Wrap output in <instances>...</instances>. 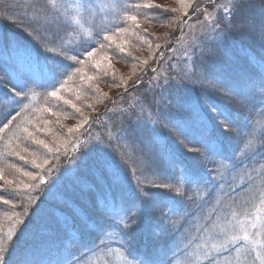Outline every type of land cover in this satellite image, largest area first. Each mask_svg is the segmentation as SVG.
Instances as JSON below:
<instances>
[{
  "label": "rangeland",
  "instance_id": "rangeland-1",
  "mask_svg": "<svg viewBox=\"0 0 264 264\" xmlns=\"http://www.w3.org/2000/svg\"><path fill=\"white\" fill-rule=\"evenodd\" d=\"M0 12L5 264H264L262 8L0 0Z\"/></svg>",
  "mask_w": 264,
  "mask_h": 264
},
{
  "label": "trees",
  "instance_id": "trees-1",
  "mask_svg": "<svg viewBox=\"0 0 264 264\" xmlns=\"http://www.w3.org/2000/svg\"><path fill=\"white\" fill-rule=\"evenodd\" d=\"M253 2H254V5H256L257 6V8H262L263 9V11H264V0H252ZM4 16V14H2L1 12H0V17H3ZM192 16V14L191 13H189L188 14V17H191ZM4 18V17H3ZM185 22V21H184ZM1 23H2V27H3V29L6 31V34H4V35H2V40L0 41V43L3 45L2 47L3 48H5L6 46H4V45H6V42H7V39L8 40H10L11 39V30H12V27L11 26H8V23H6V22H4V21H1ZM8 30H9V32H8ZM8 32V33H7ZM36 59H37V64H39V67H38V69H42V70H44L43 72H44V81L45 82H52L53 81V70L51 69V67L49 66H47L48 64H49V62H50V57H49V55H48V52L46 51V50H44V49H42V48H39V49H37L36 50ZM43 62H45L46 63V66L45 65H43ZM156 65H157V63H156ZM154 66V65H153ZM153 66L152 67H149V68H147L144 72H143V74H141L140 76H139V79H138V83L139 84H145L146 82H147V79H145L146 77L144 76V74L147 72V70L149 69L150 71L152 70V68H153ZM28 71H32L31 70V68L28 70ZM181 109L182 108H176L175 110H174V114H173V120H175V119H178V120H180V122H181V117H180V111H181ZM134 126H136L137 127V124H134ZM138 128H136V130H137ZM61 164V163H60ZM58 165V164H57ZM215 183H213L212 184V186L214 185ZM214 188V187H213ZM222 190V189H221ZM220 190V191H221ZM219 192V191H218ZM218 196H220V194L218 193L216 196H215V198L214 199H216ZM221 202L222 200H215L214 202ZM38 206V205H37ZM30 206H28V208H29ZM213 211H216V208H214V210L213 209H211V212H213ZM31 214H32V211L30 210V211H28L27 212V214L25 215V217L23 218V219H21V223H23V222H25L26 223V221L30 218V216H31ZM228 215H230V214H228ZM209 219V218H208ZM208 219H207V221H208ZM210 220H211V217H210ZM18 226L16 227V231L13 233V234H11V237L12 238H14L13 236H17L18 235V232H19V226H20V224H17ZM9 227H11L12 228V225H10ZM11 229L9 228L8 230H6L5 232H8V231H10ZM16 232H17V234H16ZM11 237H10V239H11ZM1 251H2V253H1V259H0V264H5V263H7L8 262V260H9V253H10V251H9V248H5V247H3L2 249H1Z\"/></svg>",
  "mask_w": 264,
  "mask_h": 264
}]
</instances>
